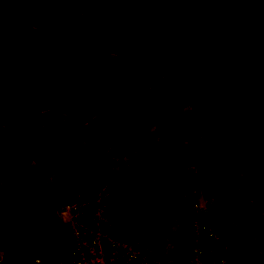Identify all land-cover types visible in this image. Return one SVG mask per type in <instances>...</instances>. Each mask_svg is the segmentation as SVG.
Instances as JSON below:
<instances>
[{
	"label": "trees",
	"instance_id": "1",
	"mask_svg": "<svg viewBox=\"0 0 264 264\" xmlns=\"http://www.w3.org/2000/svg\"><path fill=\"white\" fill-rule=\"evenodd\" d=\"M174 1L38 0L36 6L50 16L56 28L67 29L76 45L84 47L94 82L104 85L116 77L112 70H103L106 57L112 55L121 59L119 70L135 78H163L152 99L151 111L158 113L156 139L144 150L149 162L156 166L171 163V171L179 164L199 162L194 144L189 151L193 160L183 157L182 163L175 165L185 156L186 145L178 143L175 136L173 93L192 105L193 124L202 136V147L211 146L216 152L237 143L241 145L240 162L251 156L244 145L251 147L256 139L251 123L264 114V0H191L196 7L193 18L176 11ZM220 4L226 7L224 13H220ZM59 54L60 49L40 35L20 32L6 39L0 31V102L27 107L35 114L63 103L61 92L48 86L52 79L46 81L45 65H51ZM245 59L250 62L239 63ZM38 118L42 125L29 131L25 129L29 120L9 116L0 121V179L7 185L20 186L50 176L62 155L61 147L47 148L57 135L68 137L66 133H70L69 139L80 140L84 165L89 167L103 154L139 148L144 141L136 124L127 125L121 114L111 118L81 116L62 126L54 124L49 114ZM258 154L256 149L252 158ZM204 156L208 158V166L207 158L203 161L207 174L218 177L220 185L227 187L232 182L230 165L217 161L214 155ZM207 176L204 181L209 180ZM176 178L159 184V192L170 187L174 199H180ZM154 179L151 175L140 181L152 185ZM16 197L0 202V250L6 255L29 251L26 257L59 258L68 247L67 231L66 235L62 231L66 228L59 224L52 229L48 220L44 225L46 217L41 213L65 199L46 194L44 200L28 204ZM191 201L188 196L184 198L187 210ZM44 236L49 240L42 239L38 248L31 249L25 243L28 238L32 241ZM35 243L32 241L33 246ZM24 247L27 250H22ZM48 247L54 250L48 252ZM183 252L177 253L171 264H179ZM224 258L225 264H252L233 245L225 249Z\"/></svg>",
	"mask_w": 264,
	"mask_h": 264
},
{
	"label": "rangeland",
	"instance_id": "2",
	"mask_svg": "<svg viewBox=\"0 0 264 264\" xmlns=\"http://www.w3.org/2000/svg\"><path fill=\"white\" fill-rule=\"evenodd\" d=\"M37 1L0 0V31L6 39L20 32L40 35L60 49L56 60H53L51 65H45L48 74L46 81L52 79L48 86L57 88L65 100L49 111L38 114L27 107L0 102V121H6L9 116L29 120V126L25 128L29 131L31 127L41 126L42 121L38 117L47 114L54 124L60 126L81 116L111 118L121 114L127 125L136 124L144 136V141L139 148H129L119 154H103L89 167L84 165L79 149L81 141L75 137L73 140L69 139L72 138L70 133H66L68 137L57 135L51 145L47 146L61 147L59 165L52 174L42 180L23 183L20 186L7 185L0 179V202L17 198L16 195L22 199L21 202L27 200L28 204L35 199L44 200L46 194L54 198L57 195L68 199V196L74 197L76 194L92 191L98 181L108 183L111 187L106 209L108 218L122 227L125 238L131 245L139 248L151 264H171L174 256L182 253L187 247L189 221L194 216V213L191 214L190 210H187L184 198L188 196L193 201L198 198H213V209L201 213V218L211 225L218 226L222 246L227 249L233 245L237 252L252 264H264V114L251 123L256 135V139L250 144L251 147L244 145L251 156H246L238 162L241 145L237 143L226 145L216 152L211 146L202 147V136L193 124L192 105L173 93L175 136L178 143L186 145L185 156L179 157V152L175 165L182 163L185 157L191 156L189 151L194 144L198 146V154L195 157L199 158V162L179 164V167L172 171L171 163L166 161L156 166L146 159L144 150L156 139L154 122L158 112L156 109L151 111L152 99L155 98L154 93L161 86L163 78H135L132 73L119 70L121 59L112 55L106 57V67L103 70H112L116 77L104 85L94 82L93 71L85 58L88 56L87 51L82 45H76L74 36L67 29L55 27L50 16L43 13L40 6H36ZM220 5V13H224L226 7ZM194 6L191 0H175L172 4L176 11L192 18L196 8ZM249 62L250 60L245 59L239 63L246 65ZM256 149H259V154L252 158ZM204 154L214 155L217 161H225L230 165L232 182H228L227 187L220 185L218 177H210L207 174L208 169L203 164L204 158L207 157ZM205 164L208 166V158ZM80 167L81 171L78 170ZM204 174L210 177L209 180L204 181ZM151 175L155 178L152 185L140 181L141 177L147 180ZM175 175L177 192L181 191L182 194L177 200L173 197V188L166 187L159 192L158 187L162 182L173 181ZM154 183L157 186L153 187ZM19 192L24 193L20 196ZM41 214L42 218L46 217L44 225L47 220L52 229L61 224L55 219L52 208ZM53 220L55 224H52ZM61 226L64 227L62 224ZM41 229L43 234L44 228ZM62 231L66 235V230ZM42 239L47 242L49 237H35L32 240L33 243L37 242L35 246L29 238L25 243H28L31 249L38 248ZM25 248L22 250H27ZM53 250L54 247L47 248L48 252ZM28 253L29 251H20L14 255L25 258Z\"/></svg>",
	"mask_w": 264,
	"mask_h": 264
},
{
	"label": "built area",
	"instance_id": "3",
	"mask_svg": "<svg viewBox=\"0 0 264 264\" xmlns=\"http://www.w3.org/2000/svg\"><path fill=\"white\" fill-rule=\"evenodd\" d=\"M110 188L103 182L89 193L76 194L52 207L55 219L67 230L68 247L59 258L46 262V258H22L0 250V264H151L125 238L122 227L108 218ZM214 202L213 198H198L189 203L194 216L189 221L187 247L180 264H225L218 226L201 218V213L213 209Z\"/></svg>",
	"mask_w": 264,
	"mask_h": 264
},
{
	"label": "clouds",
	"instance_id": "4",
	"mask_svg": "<svg viewBox=\"0 0 264 264\" xmlns=\"http://www.w3.org/2000/svg\"><path fill=\"white\" fill-rule=\"evenodd\" d=\"M67 231V230H66Z\"/></svg>",
	"mask_w": 264,
	"mask_h": 264
}]
</instances>
